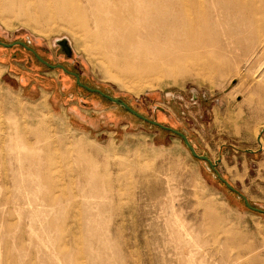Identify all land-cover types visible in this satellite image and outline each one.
Returning a JSON list of instances; mask_svg holds the SVG:
<instances>
[{
  "label": "rangeland",
  "instance_id": "obj_1",
  "mask_svg": "<svg viewBox=\"0 0 264 264\" xmlns=\"http://www.w3.org/2000/svg\"><path fill=\"white\" fill-rule=\"evenodd\" d=\"M134 1L169 12L120 64L79 20L43 33L0 11V40L181 131L237 193L177 135L0 46V264H264V213L238 195L264 210V0Z\"/></svg>",
  "mask_w": 264,
  "mask_h": 264
},
{
  "label": "bare ground",
  "instance_id": "obj_2",
  "mask_svg": "<svg viewBox=\"0 0 264 264\" xmlns=\"http://www.w3.org/2000/svg\"><path fill=\"white\" fill-rule=\"evenodd\" d=\"M103 1L0 0V11L11 15L13 12L10 10L17 8L18 13L24 17L23 22L30 23L34 29L43 33L53 30L42 28L43 25L49 24L47 21L51 18L57 17L66 22L79 20L84 36L93 43L96 53L110 62L109 56L112 55L114 64H120L114 57L117 51H134L138 42L147 38L151 39V35L161 30L167 21L169 11H143L134 0H116L118 4L115 6L108 5V0ZM151 13L160 18L153 21V18L150 19L149 16ZM154 66L148 65L149 68H147V65H144L134 69L129 67L124 71L132 76H145L153 71ZM76 150L78 151L76 153L80 155L81 163L85 167L91 166L88 163V153L85 148L79 146ZM78 162L79 159L76 161L77 166ZM88 170L86 169L87 172L82 170V174H89Z\"/></svg>",
  "mask_w": 264,
  "mask_h": 264
},
{
  "label": "water",
  "instance_id": "obj_3",
  "mask_svg": "<svg viewBox=\"0 0 264 264\" xmlns=\"http://www.w3.org/2000/svg\"><path fill=\"white\" fill-rule=\"evenodd\" d=\"M56 44H58L63 50L64 52L69 55L70 54V47H69V44H68V41L66 38H61V39H56L55 40ZM14 45H20L22 46L24 49L30 51L34 57L40 62L42 63L43 65H45L46 67H49V68H60L62 69L64 72L74 76L75 78V82L76 84L79 86V87H82L83 89H85L86 91H89V92H93V93H97L99 94L100 96L104 97L105 99L115 103V104H118L120 105L121 107H123L125 110H127L129 113H131L132 115L138 117L139 119L141 120H144L152 125H155L157 126L158 128L162 129V130H165V131H170L171 133L177 135L184 143V145L186 146V148L189 150L190 154L194 157V158H197L199 160H203L205 162H207L210 166V168L215 172L216 174V177L218 178L219 181H221L227 189H229L230 191H233V192H236V189L228 182L226 181L217 171H216V162H211L210 159L205 156V155H200L198 154L195 149L193 148V146L191 145V143L189 142L188 138L185 136L184 133H182L181 131H178V130H175V129H172L168 126H165L155 120H151V119H148L146 118L145 116L141 115L140 113H138L137 111H135L133 108H131L125 101L117 98V97H113L107 93H105L104 91L98 89V88H93V87H90L86 84H83L80 79H79V76L77 73L75 72H72V71H68L65 67H63L61 64H55V65H52L50 63H48L46 60L42 59L38 54H36L34 52V50L32 48H30L29 46H27L24 42L22 41H13V42H10V43H6V42H3L0 40V46L2 47H12ZM264 130V127L261 129V131ZM260 137H261V133H258L257 136H256V141L259 145V149H261V142H260ZM239 197H241V199L243 200V203L245 205L246 208L254 211V212H258V213H264V210L263 209H260L258 207H254L252 206L248 199L238 193Z\"/></svg>",
  "mask_w": 264,
  "mask_h": 264
},
{
  "label": "flooded vegetation",
  "instance_id": "obj_4",
  "mask_svg": "<svg viewBox=\"0 0 264 264\" xmlns=\"http://www.w3.org/2000/svg\"><path fill=\"white\" fill-rule=\"evenodd\" d=\"M61 50L63 51V53H64V54H66V53L64 52V50H63V49H61ZM66 55H67V54H66Z\"/></svg>",
  "mask_w": 264,
  "mask_h": 264
}]
</instances>
